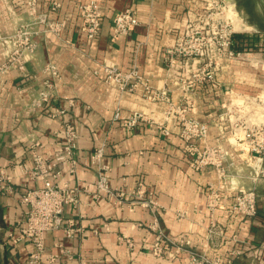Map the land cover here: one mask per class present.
Listing matches in <instances>:
<instances>
[{
	"label": "crops",
	"instance_id": "obj_1",
	"mask_svg": "<svg viewBox=\"0 0 264 264\" xmlns=\"http://www.w3.org/2000/svg\"><path fill=\"white\" fill-rule=\"evenodd\" d=\"M58 1L61 8L50 11V3ZM90 0H36L38 13L63 23L60 36L39 33L34 39L36 53L25 70L16 67L3 70L6 57L0 46V169L13 177V190L0 187V264H182L187 253L176 259L168 254L156 257L152 245L157 233L149 226L153 216L140 205L121 207L107 195L94 198L98 167L92 164L94 151L105 145L103 164L108 166L109 184L113 189L131 196L139 182L153 192L159 207L157 218L166 238L187 240L190 249L221 257L224 262L238 250L233 264H264V179L252 182L255 170L264 161H255L233 145L230 123L225 121L226 107L237 96L262 98L255 113L240 115L247 125L264 124V0H97L102 5L103 24L98 40L88 46L80 30L79 5ZM28 0H0V28L12 33L30 21ZM128 8L134 10L140 25L127 37L113 39L114 16ZM215 24L232 21L235 47L241 56L221 59L216 81L198 86L191 99L194 117L209 124L207 143L223 145L231 153L230 177L223 183V202L215 218L224 227L225 236L209 246L208 227L211 214L205 209L208 184L217 182L212 168L194 172L182 153V141L176 120L169 124L170 136H161L147 123L127 130L116 113L126 118L140 113L155 122L164 120L168 108L165 101L146 98V89L139 84L133 91L120 93L104 82V74L96 72L100 65H114L122 72L137 69L143 82L152 90L168 88L174 104L179 105L184 92L169 79L164 51L185 34L189 25L202 27L204 21ZM39 29L38 26L35 27ZM48 63L58 67L61 78L55 81L54 95L43 108L33 109V100L50 77L43 72ZM174 77V76H173ZM57 111L63 113L57 114ZM236 119L234 115L231 117ZM76 126L78 158L74 173L59 164L60 185L83 189L77 207L65 210L64 228L46 236L47 251L41 263L30 262L33 246L28 241L17 245L9 238L16 232L26 211L22 195L28 189L44 186L42 177H34L32 148L52 160L64 147L65 123ZM238 135L242 136L239 131ZM202 146V144H201ZM22 166L29 170L23 173ZM51 175V173L49 174ZM48 175V176H49ZM255 187L261 200L254 219L231 214L233 190ZM182 215V217H179ZM76 231L68 237L65 228ZM125 240L133 242L129 246Z\"/></svg>",
	"mask_w": 264,
	"mask_h": 264
},
{
	"label": "built area",
	"instance_id": "obj_2",
	"mask_svg": "<svg viewBox=\"0 0 264 264\" xmlns=\"http://www.w3.org/2000/svg\"><path fill=\"white\" fill-rule=\"evenodd\" d=\"M27 6L30 18L28 23L19 25L10 34H3L0 28V46L7 59L3 70L12 67H16L20 71L25 70L28 59L36 53L37 43L34 37L37 34L54 33L56 36L62 34L63 23L50 20L47 14L38 13L36 0H28ZM60 8L61 4L58 1L50 3V11L57 12ZM78 11L80 30L85 35L88 46L92 47L102 31V5L97 0H90L80 4ZM210 21H204L202 27L189 25L185 34L164 51V63L168 77L173 79L175 85L184 92L179 105L173 103L168 88L152 90L148 82H143L137 69L122 72L116 66L104 63L96 72V74L103 73L105 84L117 89L121 94L133 91L139 84H143L147 99L168 103L162 122H155L140 113H132L126 118H121L120 114L116 113L115 121L121 120L123 126L129 131H133L140 123L145 122L151 128H155L161 136L168 137L171 133L169 124L172 120H176L179 127V138L183 143L182 153L190 168L196 173L210 168L214 170L217 182L208 184L205 201V209L211 214L207 230L209 246L216 244V240L225 236L224 227L219 225L215 215L223 202V183L230 177L228 163L231 153L223 145L207 143L209 124L194 117L195 106L191 97L196 94L198 86L216 81V73L220 69L221 59H234L241 56L242 52L233 49V35L236 31L231 20L223 24H215ZM139 25L140 22L133 9L128 8L117 13L112 23L113 39L127 37ZM36 26L39 27L38 30L35 29ZM3 70L0 69V72ZM43 72L50 78L44 81V88L33 100L32 111L43 108L51 101L54 95L55 81L61 78V73L54 64H46ZM262 102L263 99L259 97L237 96L230 100L226 107L227 112L223 114V116H227L225 121L230 123L233 145L241 152L248 153L251 159L260 162L264 161V124L247 125L239 117L246 113L257 112L256 109ZM60 113L63 112L57 111V114ZM234 115L237 117L236 119L231 118ZM63 130L64 147L61 152L55 155L54 159H46L38 153L36 147L32 148L31 155L35 167L31 174L34 177H42L44 186L28 189L22 195L21 201L26 207L23 220L17 225L16 232H10L8 235L14 245L22 241L31 243L33 250L30 254V262L33 263H41L47 251L45 244L47 234L64 228L66 208L69 205L77 207L80 203L81 193L90 192L87 187L81 189L71 187L67 183L60 185L56 182L61 177V173L57 170L59 164L67 165L70 172L74 173L80 162L77 152L79 135L76 126L67 122ZM239 131L242 136L238 135ZM104 156L105 145L96 149L91 157L92 164L98 167V176L95 181L97 192L94 194V198L98 199L105 194L118 206L140 205L148 209L153 216L149 228L157 233L156 242L151 248L153 255L162 257L167 254L169 247H173L174 252L168 254L173 259H176L179 253L188 254V258L182 264H233V258L238 255V250L232 251L230 257L224 262L221 257H211L206 253L191 250V244L187 240L166 238L156 215L159 204L155 200L154 193L148 191L147 185L142 181L139 182L138 189L131 196L123 191L113 189L107 175L110 169L103 164ZM22 168L23 173H29L30 169L26 166H22ZM50 173L51 175H49ZM251 179L254 184L263 180L264 167L255 170ZM0 187L5 192L13 190V177L3 169H0ZM233 194L234 200L229 212L245 219H254L258 214V203L261 200L256 188H239L233 190ZM65 233L68 237H72L76 231L69 225L68 228H65ZM125 242L129 246H133V242L130 240H125ZM57 259L58 256H51L48 261L53 264Z\"/></svg>",
	"mask_w": 264,
	"mask_h": 264
},
{
	"label": "trees",
	"instance_id": "obj_3",
	"mask_svg": "<svg viewBox=\"0 0 264 264\" xmlns=\"http://www.w3.org/2000/svg\"><path fill=\"white\" fill-rule=\"evenodd\" d=\"M241 37H242V36L239 35V34H234V35H233V49H234L235 51H241V50H242V49H240V48L235 47V44H234L235 38H241Z\"/></svg>",
	"mask_w": 264,
	"mask_h": 264
}]
</instances>
